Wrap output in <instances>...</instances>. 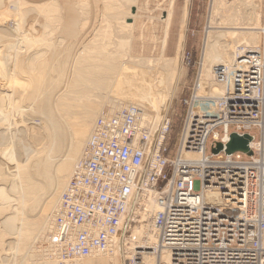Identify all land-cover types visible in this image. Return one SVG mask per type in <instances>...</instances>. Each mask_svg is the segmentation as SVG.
<instances>
[{"label":"built area","instance_id":"built-area-1","mask_svg":"<svg viewBox=\"0 0 264 264\" xmlns=\"http://www.w3.org/2000/svg\"><path fill=\"white\" fill-rule=\"evenodd\" d=\"M260 34L259 46H237L199 78L183 101L176 149L170 118L154 129L137 106L98 116L54 213L44 249L53 264L145 244L143 225L155 235L151 252L168 256L159 264H264V27ZM233 134L251 138L252 155L226 153Z\"/></svg>","mask_w":264,"mask_h":264},{"label":"rangeland","instance_id":"rangeland-1","mask_svg":"<svg viewBox=\"0 0 264 264\" xmlns=\"http://www.w3.org/2000/svg\"><path fill=\"white\" fill-rule=\"evenodd\" d=\"M18 2L22 3V0ZM83 2L85 5L87 3V5L83 8L85 10L83 19L78 25L82 30L78 28L79 34L77 37L65 35L67 31L63 23L55 22L54 25V22H52L48 25V35L34 44V40L29 38L33 32L32 24L34 22L29 19L22 25L24 36L28 39L24 41V38H19L21 43L24 41L19 45V52L30 54L33 57L46 53L49 56L54 55L61 61H66L68 60L67 57H69L70 64L73 57L76 55L82 57L86 51L91 56L96 55L95 57L97 58L101 56L102 59L103 54L109 56V52H113L115 48L119 49L122 44H125L127 47L125 50H122V48V51L117 49L122 53L121 56L118 55L116 56L117 58L108 57L105 62L102 61V64L107 65L113 62H118V64L122 62L130 63L131 61V64L139 65L138 68L143 69L150 75H148L146 80L145 76H143V79L141 78L143 94H132L128 92V89L126 93L115 94L113 90L102 88L101 86L91 87L90 85H84L76 87L72 84L69 87H64V89L56 90L51 97L50 104L53 110L54 123L60 126L71 123L76 126V124L78 125L79 122L87 118L90 121V133L100 114L103 112L114 114L117 111V109L112 110L116 103H121L122 100H131L133 101L131 103L144 105L142 102L144 103L145 101L142 97H148V101L152 94L151 103L147 107H143L145 117L155 122V128H158L164 116L171 119L172 127L168 143L173 145V149H176L180 143L186 113L183 101L191 97L199 78H207L210 75V69L213 70V67L219 61L229 62V59L231 60L232 58L233 51L231 53L226 52L225 56L221 57L220 60L212 62L208 55L210 43L212 42L216 45L220 41L223 44L232 45V39L242 41V39H247L251 36L259 37L262 42L260 30L264 27V0H101L103 6L99 4V0H83ZM47 3L49 2L42 3L40 6H46ZM239 4L253 6L254 13L256 14L253 20H247V15H249L248 10L244 9L241 14V10L238 7L237 9L240 12L235 13L233 11L234 9L231 7ZM170 11H172V16L170 21H168L167 15ZM95 12L97 13L95 14ZM50 15L53 16V14ZM236 15L237 17L235 18ZM258 17L260 18L259 22H257ZM88 22L89 24H86ZM83 24H86L87 27L86 25L84 27ZM127 24L134 25L129 27ZM248 24L251 27L257 26L256 30H247L249 26L246 25ZM37 28L40 29L39 26ZM43 31V29H40V33ZM94 39L99 40L98 43L102 41L104 43L98 44ZM86 45L92 48H87L86 50L84 49ZM69 47L72 48L71 52L67 50ZM96 47H102L104 52L98 50ZM205 50L207 51V60L205 59ZM100 52L103 54H100ZM162 67L165 70L162 72L165 81H162L163 78L156 77L155 73H152L153 69ZM150 69H152L151 72ZM110 72L111 75L108 76L107 85H113L116 79L115 70L112 69ZM157 72L161 73V71ZM97 73L100 74V71H97ZM170 75H174L172 82ZM154 77L155 79H153ZM71 78L73 79V77ZM157 79L160 82L156 81ZM20 82L23 83L24 79H21ZM170 82L172 83L171 86ZM154 83L156 85H153ZM18 98L27 102L25 95H19ZM163 101H165V104L163 110H161ZM129 106L131 105L129 104ZM17 111H19L20 116H12V122L16 121V123H20V119H27L32 120L30 126L36 128L42 127L44 119L39 117L32 118L31 114L26 110L19 109ZM3 126H5V123ZM3 126L0 125V148L15 142L11 146L13 149L10 148L11 153L18 158H25L30 161L41 158L44 154L50 152L57 159V162L50 166L54 171L55 179H61L60 181H64V185L69 181L72 167L75 166L74 162L77 157L80 158L86 143L79 151V155L72 156L71 147L66 142L52 141L47 136H42L36 132L33 133L27 130L18 131L13 126H9V123L6 124V129H3ZM44 132L46 133V131ZM207 152L208 154L210 153V147ZM12 171H6V173L9 174ZM11 179L12 177L9 180ZM24 185L25 183L22 184V186ZM15 190V188H6L2 193L0 190V198L12 196ZM47 193L48 190L40 196L41 203L34 204L32 210H29L25 215L26 222L30 223L29 228L31 230V237L27 242V247H29L30 251L26 262H29V264H45V262L38 263L37 257L33 256L34 252L39 254L40 251H44V259H48V253L44 249L47 247L46 240L48 239L50 229L47 232L43 230L44 223H46L45 221L51 214V212H47L46 214L43 212L49 202V195ZM24 230V227L12 225L8 218L0 216V243H4V240L12 234H22ZM14 246L17 245L14 244ZM137 246L135 245L126 249L124 244L120 242L119 250L122 253L123 264H132L134 259L137 260L139 258V256L137 257L139 254L138 250L135 251L137 255L134 254V248ZM25 255V252H23L16 259L18 260ZM4 258V255L0 257V264H15V262L11 263L10 261L4 262Z\"/></svg>","mask_w":264,"mask_h":264},{"label":"bare ground","instance_id":"bare-ground-1","mask_svg":"<svg viewBox=\"0 0 264 264\" xmlns=\"http://www.w3.org/2000/svg\"><path fill=\"white\" fill-rule=\"evenodd\" d=\"M18 1L19 0H0V125L3 126V124L5 123V126H3L2 128L6 129V124L9 123V126H13L18 131L27 130L33 133L36 132L42 136H47V138L52 141L66 142L71 147L72 156H77L79 155V151L82 149V147L90 136V121L87 118L83 119L81 122L78 123V125L76 124V126L75 124L71 123L69 125L64 126H60L54 123L55 120L53 118V110L51 108L50 102L51 97L54 95L55 91L58 89H64V87L66 88L69 87V85L74 84V86L76 87L84 85H90L91 87L101 86L102 88H109L113 90L115 94L126 93L127 89L128 92L132 94H143L141 80L143 79V76L146 77V80L149 74L143 69L138 68L139 65L131 64V61L130 63L122 62L118 64V62H113L107 65L102 64V61L105 62L108 57L117 58L116 56H121L122 53L120 51L125 50L127 48L125 44H122L120 46L122 50L121 48H119L120 51H118L119 49L115 48L113 52H109V56L100 52V54H103L102 59L101 56L98 58L95 57L96 55L91 56V54L89 52L87 53V51L84 54L82 53V57L74 55L75 57H73V60L70 64L69 57H67L68 60L61 61L57 59L54 55L49 56L46 53H42L41 55L34 57L30 54L28 55L26 53H20L19 45H21L25 41V39H28L24 36V33L22 31V25H24L27 20L30 19L34 22V24H32L33 32L31 33V31H29L32 34L31 36L29 35V38L34 40V44L38 43L41 38L48 35V25L52 22H54V25L55 22L63 23L67 31L65 35L70 37H77V35L79 34V29H81L78 25L82 22L83 15L85 12L83 8L86 7L87 3L85 5L83 0H27L28 2L22 0V3H19ZM99 1L100 3H98L101 4V0ZM45 2L49 3H47L46 6H40V4ZM96 6L94 7H99ZM238 7L241 10V14L244 9L246 11H249V15H247V20L251 21L254 19L256 14L254 13L253 6L239 4L236 6L234 5L231 8H233V11L237 13L240 12L239 9H237ZM96 13L97 12H95V14ZM100 13L102 14V12ZM50 14H53V16ZM51 16L52 18H50ZM171 16L172 11H170L167 15L168 21H170ZM236 17L237 15L235 16V18ZM259 21L260 18L258 17L257 22ZM86 24H89V22ZM86 24H83L84 27ZM127 25L131 27L134 24ZM37 26H39L40 29H43L44 31L40 33V29H38ZM246 26L251 27L249 24ZM249 27L248 29H246L250 31L256 30L257 28V26L251 28ZM62 34L64 35V33ZM19 38H24V41L21 43L19 41ZM94 41L97 40L94 39ZM231 41L232 45L223 44L220 41L215 45V43H212L210 41V48L208 50V55L210 57L209 59H211L212 62H216L220 60L221 57L225 56L226 52L231 53L232 51H234L237 46L245 45L250 47H256L259 46L261 42L259 37L254 36H251L247 39H242V41L233 39ZM30 42L32 41L30 40ZM98 42L99 40L97 41V43ZM101 43H104V41H102ZM72 44L74 45V43ZM89 45H86L84 49H91L92 47H89ZM96 48L98 50L103 51L102 47ZM67 50L71 52L72 48L69 47V49ZM205 52V59L207 60V51L205 50ZM217 55H219V57H217ZM227 62L219 61L217 65L224 64ZM67 65H69V67H67ZM112 69L115 70L114 73L116 74V79L113 85H107L106 82L109 79L108 76L111 75L110 70ZM151 70L152 69H150V72ZM97 71H100V74L97 73ZM157 71H161V73H158ZM163 71L165 70L162 67L159 69H153L152 73H155L156 77L159 76L160 78H163V81ZM212 71L213 70L210 69V75H208L207 78H211ZM71 77H73V79ZM170 77L172 82V80L174 79V75H170ZM207 78L204 77L203 79L207 80ZM21 79H24L23 83L20 82ZM153 79H155V77ZM156 81L160 82L159 79H157ZM171 82L170 86L172 85ZM153 85H156V83H154ZM154 87L156 88V86ZM212 88L214 89L213 93L215 95H221L223 93V90L221 88L214 86H212ZM19 95H25V97H27V102L22 99H19ZM142 98L145 101L144 103L142 102V104L144 105L131 103L133 102L131 100H122L121 103H116L113 106L112 110L117 109L118 111L121 108L129 106V104L131 106H137L143 110L144 106L147 107L148 104L151 103L150 101L152 100L153 96L151 94L148 101V97ZM19 109L28 111L31 114L32 118L39 117L44 119L42 127L40 126V128H36L34 126H30L32 124V120L27 119H20V123H16V121L12 122V116H20L19 111H17ZM144 118L147 123L154 124L155 128V122L150 121L149 118L145 117V112ZM44 131H46V133ZM14 144L15 142H12L9 145H4L0 148L1 193L6 188L16 189L12 196H4L0 198V216L2 215L3 217L8 218L12 225H18L20 227L22 226L25 228V230L22 234L19 235L12 234L9 238H6L4 240V243H0V257H2L3 255L5 256L4 262L10 261L11 263L15 262V264H29V262H26L27 255L30 251L29 247H27V242L31 237V230L29 228L30 223L28 221L26 222L25 215L29 210H32L34 204L40 202V196H42L43 193L48 190L47 194L49 195V202L47 204L46 209L44 208L45 211L43 212L44 214H46L47 212H51V214L49 213L50 217L47 216L48 218L45 221L46 223H44L43 230L47 232L50 229L51 232L54 218L53 213H55L58 200L60 199V196L65 190L69 181H67V183L64 185V181H60L61 179H55L54 171L50 166L52 164H55L57 162V159L55 156H52L50 152H47L41 158H36L30 161L25 158H18L17 156L11 153L10 148L13 149V147L11 146H13ZM78 158L79 157L76 158L74 164L77 163ZM74 167H72L71 175L73 173ZM10 170H13L12 173H6V171ZM11 177L12 179L9 180ZM23 183H25L24 186H22ZM44 204L46 203L44 202ZM142 217L143 219L148 218L144 216V214ZM137 234L139 237L146 235L149 238L147 243L140 244L136 248L133 247L135 255H137V252L135 251L138 250L139 252V254L137 255V257L139 256V258L137 260L140 261V264H159L160 262H169L168 256L164 255V253L158 257V255L156 256L151 252V250L153 249L151 243L155 242V235L148 230V227L143 225V227L137 232ZM14 244H16L17 246H14ZM23 252H25L26 255L17 260L16 257L21 256ZM121 255L122 253L119 250V246H117L113 254L97 255L93 258L88 259L89 261L85 260L80 264H123ZM33 256L37 257L36 259H38V263L45 262V264H53V262H51L49 259V255L48 259H44V251H40L39 254L34 252Z\"/></svg>","mask_w":264,"mask_h":264},{"label":"water","instance_id":"water-1","mask_svg":"<svg viewBox=\"0 0 264 264\" xmlns=\"http://www.w3.org/2000/svg\"><path fill=\"white\" fill-rule=\"evenodd\" d=\"M165 101H163L162 106H161V110H163ZM251 141V138L249 136H246L244 138L238 137L237 135L233 134L231 136V141L230 143L227 145V150L226 153L227 154H233L236 152H241V153H245L248 155H252L250 149H249V143ZM220 150H222V145H218V150L215 151V153L219 152Z\"/></svg>","mask_w":264,"mask_h":264}]
</instances>
